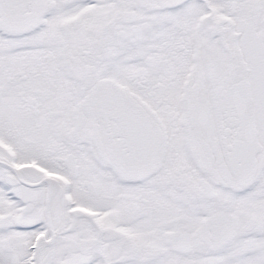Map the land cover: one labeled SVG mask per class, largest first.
Returning <instances> with one entry per match:
<instances>
[{"label":"snow or ice","instance_id":"1","mask_svg":"<svg viewBox=\"0 0 264 264\" xmlns=\"http://www.w3.org/2000/svg\"><path fill=\"white\" fill-rule=\"evenodd\" d=\"M0 264H264V0H0Z\"/></svg>","mask_w":264,"mask_h":264}]
</instances>
